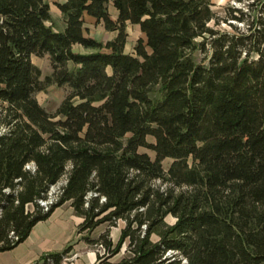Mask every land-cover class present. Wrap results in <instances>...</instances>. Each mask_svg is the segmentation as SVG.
Wrapping results in <instances>:
<instances>
[{
    "label": "trees",
    "instance_id": "16d2710c",
    "mask_svg": "<svg viewBox=\"0 0 264 264\" xmlns=\"http://www.w3.org/2000/svg\"><path fill=\"white\" fill-rule=\"evenodd\" d=\"M251 1L222 31L213 0H62L59 31L46 0H0V253L70 202L97 264H264V0ZM85 15L117 36H87ZM127 24L145 35L133 53ZM46 55L42 80L32 56ZM52 85L70 89L54 114L36 99Z\"/></svg>",
    "mask_w": 264,
    "mask_h": 264
},
{
    "label": "rangeland",
    "instance_id": "374dc122",
    "mask_svg": "<svg viewBox=\"0 0 264 264\" xmlns=\"http://www.w3.org/2000/svg\"><path fill=\"white\" fill-rule=\"evenodd\" d=\"M51 8V14H52V22L51 24L55 27V29L59 30V31H64L66 24L65 21L63 19L62 14L60 13L57 4L59 2H62V0H46ZM246 1V3H245ZM251 0H243L242 3L238 2L237 0H213V10L216 12L217 16L220 19V25L217 26L218 30H222V31H229L230 27L224 23L225 18L227 17V10L230 7H237V8H243V9H247L246 5L247 2ZM247 12V10H246ZM110 13L112 16V19L114 21L117 20V13L115 12L114 8L112 6H110ZM84 21H85V30H86V35L92 38H95L97 40H100L102 42H108L110 40H113L116 36L117 33L116 32H109L105 29L104 25L102 23H98L95 19H91L88 16L84 17ZM239 27L241 29H245L246 27H243L242 24H238ZM126 33L128 34V38H127V44H126V49L125 51L127 53H133L134 52V48L138 42L139 39H145V35L141 32L140 27L139 26H135V25H131V24H127L126 27ZM202 54L198 53L197 57L198 59L202 58ZM32 62L38 67L40 68L41 72H42V77L41 79L44 80L48 75H50L52 73V67H51V62H50V58L49 56H44V57H37V56H32ZM70 93V89L67 86H63V87H59L57 85H52L49 86L47 89H45L44 91H41L39 93H37L36 95V99L39 102V104L49 113L54 114L56 113L57 109L59 108V106L61 105V103L66 99V97L69 95ZM142 152L145 150H141ZM150 155L153 156V154L149 151H147ZM172 160L171 159H166L163 162V167L164 169L167 171L169 166L171 165ZM157 184L159 185L160 183L157 182ZM65 185V178L62 179V181L56 186L53 187L49 193L48 196V200L47 201H43L41 202V205L44 207L47 206H51L52 203L56 202L57 196L60 192V188ZM46 205V206H45ZM66 207H64L63 211L66 210ZM48 220V219H47ZM123 221H120L118 223V227L119 228V224L121 226H125V223L123 225L122 223ZM166 222L169 224H173L175 223V219L172 216L167 217ZM116 228H111L112 229H116ZM102 229H108L107 225H103L99 230ZM117 230H114V232H116ZM97 233H92L91 237L92 238H97L96 237ZM111 238L113 240L112 237V233H111ZM117 238L115 237V243H117L118 241L116 240ZM157 239V237H156ZM90 248L92 250H94L98 256V254L103 255L104 251L101 247L99 246H90ZM126 247L123 248L122 252L117 255L116 257H114L112 259L113 262H119L123 257H125L126 253Z\"/></svg>",
    "mask_w": 264,
    "mask_h": 264
},
{
    "label": "crops",
    "instance_id": "0c3cea01",
    "mask_svg": "<svg viewBox=\"0 0 264 264\" xmlns=\"http://www.w3.org/2000/svg\"><path fill=\"white\" fill-rule=\"evenodd\" d=\"M64 207L66 210L63 211ZM82 222L83 219L76 214L71 203H65L57 208L48 220L38 223L26 241L11 251L0 253V264H41L45 256L61 253L69 247L72 251L62 264H97L96 252L78 233ZM119 226L111 231L114 241L115 237L119 240L121 229L124 227L120 224ZM101 227L94 232L97 233V238L106 231L99 230Z\"/></svg>",
    "mask_w": 264,
    "mask_h": 264
},
{
    "label": "built area",
    "instance_id": "2783aa9c",
    "mask_svg": "<svg viewBox=\"0 0 264 264\" xmlns=\"http://www.w3.org/2000/svg\"><path fill=\"white\" fill-rule=\"evenodd\" d=\"M46 206V205H45Z\"/></svg>",
    "mask_w": 264,
    "mask_h": 264
}]
</instances>
